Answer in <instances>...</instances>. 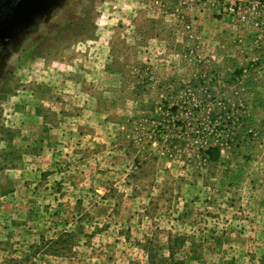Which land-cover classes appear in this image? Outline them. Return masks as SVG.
<instances>
[{
	"label": "rangeland",
	"instance_id": "rangeland-1",
	"mask_svg": "<svg viewBox=\"0 0 264 264\" xmlns=\"http://www.w3.org/2000/svg\"><path fill=\"white\" fill-rule=\"evenodd\" d=\"M2 43L0 264H264V0H23Z\"/></svg>",
	"mask_w": 264,
	"mask_h": 264
},
{
	"label": "water",
	"instance_id": "water-1",
	"mask_svg": "<svg viewBox=\"0 0 264 264\" xmlns=\"http://www.w3.org/2000/svg\"><path fill=\"white\" fill-rule=\"evenodd\" d=\"M23 0H0V30L7 27Z\"/></svg>",
	"mask_w": 264,
	"mask_h": 264
},
{
	"label": "trees",
	"instance_id": "trees-1",
	"mask_svg": "<svg viewBox=\"0 0 264 264\" xmlns=\"http://www.w3.org/2000/svg\"><path fill=\"white\" fill-rule=\"evenodd\" d=\"M2 45H3V47H1ZM4 45L5 44H3V43L0 45V54L2 53V51L5 48ZM206 152L210 154L209 156H211V158L216 159L219 156V147H211ZM63 240L66 241V239H63ZM169 248H170L171 251H170L169 259H168V261H167L166 264H176V263L177 264H183V262H181V261L175 262L176 261V259H175V252L173 251L174 246L173 245H170Z\"/></svg>",
	"mask_w": 264,
	"mask_h": 264
}]
</instances>
